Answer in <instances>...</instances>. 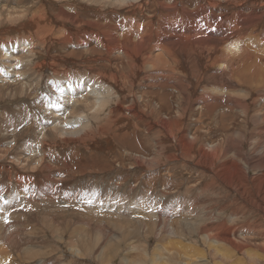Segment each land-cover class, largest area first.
Wrapping results in <instances>:
<instances>
[{"label": "rangeland", "instance_id": "1", "mask_svg": "<svg viewBox=\"0 0 264 264\" xmlns=\"http://www.w3.org/2000/svg\"><path fill=\"white\" fill-rule=\"evenodd\" d=\"M127 1L132 3L127 4ZM127 1L0 0V131L5 129V133L0 134V264H264V187L257 181L245 185L244 173L249 151L254 145L258 149L264 146V139L252 138L250 134L258 125L247 121L240 124L235 118L233 121L224 119L223 125L216 115H204L199 120L194 111L186 115L181 130L199 129L200 132L207 127L221 134L227 128L236 131L242 125V132L246 131L249 138H217V147L237 145V148L235 145L223 148L226 152L218 159L192 150L186 153L185 144L177 138L160 137L157 125L152 131L136 125L135 143L129 135H123L132 131V124L109 122L113 112L107 107L101 111L102 120L95 122L89 117L93 123L89 137L86 135L73 142L71 138L78 134L65 132L63 137H56L54 143L57 144L47 140L43 126H67L66 130L70 131L78 121L56 125L57 121L49 120L51 111L59 110L52 112L55 118L64 117V109L79 106L80 100H86L90 93L93 97L90 91L95 87L110 102H113L115 89L128 90L119 76L114 81L112 95H108L94 82L93 72L88 70L106 63L96 61V56L104 59L110 52L111 24L114 27L126 21L131 35L136 32V36H141L131 42L139 41L144 46L150 30L146 19L155 16V6L150 3L144 9V16L138 13L131 16L127 10L135 2ZM184 1L187 6L195 2ZM165 22L160 21L155 28L159 29ZM123 32L120 30L117 34ZM118 45L114 47L112 58L120 54ZM50 63H55L56 72ZM107 63L105 72L111 70L110 62ZM141 66L143 71L133 72L134 77L143 83H152L157 77L147 72L146 65ZM122 67L119 63L115 68L120 71ZM66 82L74 84L71 95L62 93L60 86L66 87ZM145 86L137 85L135 89L139 92ZM172 106L176 108L177 104L173 102ZM21 107L23 112L19 111ZM143 110L149 111L148 108ZM88 112L86 109L85 113ZM211 118L215 120L210 121ZM39 127L43 130L40 135ZM174 128L178 132L176 125ZM39 142L47 147L43 146L47 152H40ZM204 142L202 147L208 148V142ZM195 144L196 149L199 142ZM258 156L264 159V155ZM225 164L232 167L241 182L232 172L220 173ZM248 173L260 176L264 168L250 169ZM236 183L246 190L243 197L238 195ZM9 196L14 202L6 201ZM250 200L253 204L248 203ZM150 214L156 218L155 223ZM201 220H204L203 225ZM217 240L220 245L213 242ZM217 246L219 252L215 250Z\"/></svg>", "mask_w": 264, "mask_h": 264}, {"label": "bare ground", "instance_id": "2", "mask_svg": "<svg viewBox=\"0 0 264 264\" xmlns=\"http://www.w3.org/2000/svg\"><path fill=\"white\" fill-rule=\"evenodd\" d=\"M124 1H127V0H124ZM194 1L195 2H192L187 6L186 1H184V0H172V1L171 0H169V1H166V0H134L135 3L132 4V8L130 7L131 9L127 10V13L131 16L136 15L137 13L139 15L144 16L143 15L144 9L147 8V6L150 3L155 6V11H156L155 16L147 17V19L145 18L148 21V24L150 26V30H149V34L147 35L144 46L139 41H137V43H133L134 41L131 42L132 40H134L137 37H138L137 39H140L141 36H138V35L136 36V32H135L134 36L131 35L132 30L130 31V29H128L126 27V25H125L126 21H123V22L120 21V25L117 23L116 24L114 23L115 24L114 27L111 24V30L112 31H109V33L111 35L110 52L104 56V59H101V58L96 56V61L101 60V62L106 61V63L109 61L110 66L108 68H110L111 70L112 69L116 70L115 67L117 64L119 65V63H120V66H121V64H123V67L120 69V71L117 68V70L119 72L116 70L119 73V75L115 71L114 72L111 70L109 72H105L106 70L103 71L104 68L107 69V65H105L106 63L105 64L101 63L100 65H102V66H96V67L95 66L92 67L90 65L92 68L90 67L88 69L89 72H93V78L95 77L94 82L96 84H99L101 86V89L103 91H106L107 94L112 92L111 90L115 89L114 81H117V77L119 79V76H120V78L123 79L124 85L128 88V90L127 91H125V90L118 91L115 89L112 93L113 95L110 93V95H112L114 97V99H111V101L113 100V102H110V99L106 98V97L103 98L102 97L103 94H100L102 92L96 91V87H95V89L90 91V92H93L92 93L93 97H92L91 93L88 92V93H90L91 96L88 94L86 97V100H80L79 99L80 102H82V104H80L79 106L70 105L68 107V109H64V117H56L55 118L54 115H52L53 114L52 112H59V110L51 111V113H49V115H48L51 118L49 120H50V122H56L57 121L56 125L60 124V123L64 125L66 123L68 124L70 122H75V119H77L78 121H76V123H75L76 126L73 129H71L70 131L66 130L67 126L66 127L65 126L55 127L54 125L52 127H47L46 125L43 126L44 133H45V135H47V137H46L47 140L49 139L48 141H50V142L52 141L54 143L56 141V137H58V136L63 137L62 135H64L65 132H67V135L78 134L77 136H74L71 138L73 140V142H75L76 139L79 140L78 138H82L86 135H87V137H89L88 134L92 129V128L90 129V127H91V125H93V123L91 122V119L89 117H91L93 120H95V122H96V120H97V122H98V120H102V118H104V117L101 116V111L104 110L105 107H107L110 112H113L112 116L109 119V122L123 121L126 124H132V126H133L132 131L131 132L130 131L125 132V133H123V135H125V136L129 135L133 140H135V143H136V135H135L136 125H138V126L142 125V127H145V129L147 131H150L155 125H157L160 127V131L158 134L160 137L177 138V140H179V142L185 144L186 147L184 150L186 151V153H189L190 150H192L201 156H204L203 154H206V156L209 155L212 159H218V158L224 156L226 151H224L223 148L227 149V147H231V146H234L236 144V143H234V145L225 144V145H222L224 147H217L216 146L218 144L217 138L228 139V140L230 139L231 140L232 138L239 136L241 138L246 139V138H249V135L247 134L246 131H245V133L242 132L243 131V129L241 128L242 125L240 126V129H238L236 131L228 130V128H227L225 131H222L221 134H215V131L209 130L207 127L202 129V131H200V132H198L199 129L197 131H194L195 129L193 131L192 130L191 131L181 130L182 129V122L184 121L183 120L184 117L186 115L192 113V111H194L195 114L197 115V117L194 115L196 117V119H199V117H202V116L204 117V115H206L208 117L216 115L217 117H219L220 123L223 125H224V119L229 120V121H233L234 118H235V120L237 119V121L240 124H243L246 121L248 123H253L254 125H258L259 128L252 129L250 131L251 137L255 138V139H261V140L264 139V0H194ZM128 2L132 3V1H127V4H128ZM165 3H169V4L166 5ZM193 3H195V4H193ZM33 15H35V14H33ZM142 16H141V18H142ZM148 16H149V14H148ZM95 18H96V16H95ZM42 19H43V17H42ZM72 19H74V18H72ZM127 19H129V18L127 17ZM133 21H134V19L129 21V26L132 25ZM160 21L161 22L167 21V22H165V24H168V26L166 27L165 24H163V26L160 27L159 29L155 28L156 24L160 25ZM31 22H33V21H31ZM141 24H142V21H141ZM35 26H38V25H35ZM120 30H124V32H123V34L118 35L117 33ZM51 31H52V29H51ZM77 33H79V32H77ZM138 33H139V31H138ZM104 38H106V37H104ZM51 40H53V39H51ZM118 42H119V45H118ZM99 43L100 42H98V44ZM104 44L106 45V43H104ZM117 45H118V48L120 50V54L118 52L117 54H119V56H117L116 58H112L111 54H113L114 47ZM147 48H149L152 51V53L148 52L149 50ZM142 53H144V55ZM100 56H101V54H100ZM109 57H110V59H109ZM93 58H91V59H93ZM88 61H86V62H88ZM142 64L146 65L145 67H146L147 72L149 74L154 75L155 78L157 77L152 83L147 82V81H145V83H143L140 80H136V78L134 77L133 72L139 73V71L143 67V66H141ZM88 66H89V64H87V67ZM50 67L52 68V70L54 72H56L58 70L56 68L55 63L51 64ZM39 68H41V67H39ZM141 71H143V70H141ZM67 79H71V78H67ZM34 81H33V83H34ZM40 81L41 80L39 78L38 82H40ZM68 81H71V80H67V82ZM67 82H66V84H67ZM87 82H89V80ZM37 83H36V85H37ZM52 83H54V82H52ZM70 83L67 84L66 87L64 85L60 86L61 89L63 90L62 93L64 95H65V93L71 95V93L74 91V89H75V88L73 89L74 84H70ZM118 85H120V84H118ZM124 85H122V86H124ZM137 85H142V86L146 85V86L144 88H142L141 91L138 92V90L135 89V87ZM147 85H149L150 87H147ZM122 88L120 87V89H122ZM147 88H150V89L146 90ZM55 90L57 91V89H55ZM58 95H59V92H58ZM67 97H68V95H67ZM71 97H70V99H71ZM38 101L40 102V100H38ZM74 101H76V99ZM60 102H62V101L60 100ZM173 102H175V104H177L176 108H174L172 106ZM58 104H60V103H58ZM40 105H41V103H40ZM46 108H47V110L49 109L48 107H46ZM143 108H148L149 111L146 112L147 110L144 111ZM86 109H87V111H89L88 113H85ZM68 110H69V112H68ZM19 111L23 112L22 107L19 108ZM172 111H173V113H172ZM67 113H68V115H67ZM29 116L31 117V115H29ZM30 117H28V118H30ZM171 117H172V120H171ZM217 117H215V118L217 119ZM72 118H73V120L71 121ZM215 118H211L210 121H212V119L215 120ZM24 119H25V117H24ZM193 119H195V118H193ZM33 122L35 123V121H33ZM28 123H29V121H28ZM120 123L122 124V122H120ZM174 125H176V130L178 132L174 131L175 130ZM193 125L197 126L198 123L197 124L194 123ZM96 126H97V124H96ZM201 126H202V124H201ZM94 127H95V125H94ZM101 127H103V126H101ZM224 127H227V124ZM95 128H93V129H95ZM89 129H90V131H89ZM212 129L214 130V128H212ZM37 130L38 131L40 130L39 135L43 131L42 127H39V129H37ZM200 130H201V128H200ZM101 132H102V130H101ZM3 133H5V129H1V131H0L1 136ZM91 133L94 134V131ZM20 134H21V132H20ZM151 134H152V132H151ZM138 135H139V133H138ZM65 138L66 137H64V139ZM86 139H88V138H86ZM203 140H205L206 143ZM240 140L238 139V141H240ZM85 141L86 140H84L83 142H85ZM196 141L199 142V145L195 149L194 144ZM42 142H43V140H42ZM42 142H39L40 143L39 146H40V150H41V151L39 150L40 152L44 151V149H43L44 145L42 146ZM202 142H204L205 144H207V142H208L209 147L208 148L202 147ZM43 143H45V142H43ZM131 143H134V142H131ZM54 144H57V143H54ZM126 146H129V145L126 144ZM133 147H134V145H133ZM234 147L237 148V145H235ZM45 148H47V147H45ZM181 148H182V146H181ZM261 148L258 149L254 145L253 150L249 151V153L247 152L249 155L246 157L247 160H245V163H244V168L246 170L244 173H245V176H247L245 178V185L249 184V183L254 184V182L257 181V183L259 185H261V187H264V174L259 173L260 176H250L249 173H248L249 175L247 174V171H249L250 169L264 168V159H262L258 156V155H264V149H263L264 146L262 149ZM126 152H128V150ZM35 153H36V150H35ZM239 153H240V151H239ZM45 157H47V156H45ZM206 158L209 159V157H206ZM44 166H45V164H44ZM61 166H62V164H61ZM231 172H232L233 176L238 180L237 173L232 170V167L229 164H227V165L225 164V166L220 170L221 174H226V173H231ZM227 176H228V174H227ZM238 181L241 182L240 180H238ZM237 184L238 183H236V185ZM237 187H238L237 191L239 192L238 195L243 197L244 191H246V190L244 189L243 186H241V184L240 185L238 184ZM259 190H261V189H259ZM126 191L128 192V190H126ZM256 194H257V192H256ZM226 197H228V196H226ZM25 199H27L26 196H25ZM190 199H188V202ZM255 199H257V198H255ZM251 200L248 201L249 204H253V202ZM6 201L14 202L13 198H11V196H9V198L6 197ZM257 202H259V201H257ZM257 202H255V203H257ZM183 204H185V203L183 202ZM254 206L256 207L257 205H254ZM246 207H243V208H246ZM258 210H260V209H258ZM195 211H197V210H195ZM231 211H233V210H231ZM231 211H230V213H231ZM263 211H264V209H263ZM153 215H155V214H153ZM158 215H162V214L158 213ZM200 215L201 214L199 213V216ZM232 215L234 216V212H232ZM149 216L151 217V214ZM225 216H226V214H225ZM263 216H264V214H263ZM153 217L154 216L151 217V220H153V222L155 223L156 218L154 217L155 219H152ZM7 218H5L3 220L6 221ZM210 218L211 217H209V219ZM229 220H230V218H229ZM150 221H149V223H150ZM201 221L203 222L202 223V225H203L204 220H201ZM231 221L233 222V220H231ZM227 222H229V221H227ZM9 224L10 223H8V225ZM150 224H152V221ZM0 225H2V224H0ZM11 225H13V224H11ZM14 225H16V224H14ZM197 226L199 227V225H197ZM171 227H173V226L171 225ZM189 228H191V227L189 226ZM194 229H197V227H195ZM201 229L202 228L200 227V230ZM5 230L4 231L2 230V231L5 232ZM173 230L176 231L175 228H173ZM225 230H227V229H225ZM202 232H203V229H202ZM224 232H226V231H224ZM207 235H208V233H207ZM207 235H206V237H207ZM203 236H205V235H203ZM208 236H210V235H208ZM211 237L216 238V236H214V235H212ZM207 238H209V237H207ZM3 239L5 240V238H3ZM11 241H15V240H11ZM213 242L218 243V240L213 241ZM7 243H9V242H7ZM9 244H11V243H9ZM213 245L216 246L215 244H213ZM9 246H11V245H9ZM9 246H8V248H9ZM246 248H247V246H246ZM217 249H218V246L216 247L215 250L217 251ZM238 250H239V248L237 249V251ZM217 252H219V251H217ZM240 253H241V251H240ZM242 253H243V251H242ZM145 255H146V253H145ZM37 258H38V260H40V259H42V256L40 258V255H39V256H37ZM124 259L125 258L123 257L122 260H124Z\"/></svg>", "mask_w": 264, "mask_h": 264}]
</instances>
